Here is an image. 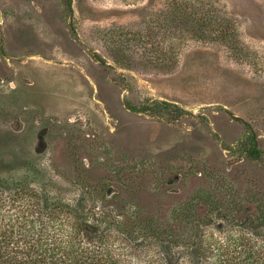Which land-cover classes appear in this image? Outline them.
<instances>
[{
    "label": "rangeland",
    "instance_id": "rangeland-1",
    "mask_svg": "<svg viewBox=\"0 0 264 264\" xmlns=\"http://www.w3.org/2000/svg\"><path fill=\"white\" fill-rule=\"evenodd\" d=\"M165 1L0 0V183L84 209L91 235L118 222L125 264H194L201 233L264 221V0H206L243 52L191 44L170 72L139 64Z\"/></svg>",
    "mask_w": 264,
    "mask_h": 264
},
{
    "label": "trees",
    "instance_id": "trees-1",
    "mask_svg": "<svg viewBox=\"0 0 264 264\" xmlns=\"http://www.w3.org/2000/svg\"><path fill=\"white\" fill-rule=\"evenodd\" d=\"M163 10L153 16L152 31L139 35L142 46L150 44L151 57L139 64L170 72L176 68L182 51L191 44L225 50L230 56L243 52L241 31L233 17L217 10L206 0H166ZM132 34V33H130ZM132 36L135 41V35ZM130 41V40H129ZM157 107L184 112L169 103ZM148 110V109H145ZM249 154L260 158L256 137L250 138ZM0 183V264H125L115 248L132 241V233L115 223L100 222L105 229L91 235L84 228L90 213L84 209L61 206L26 183L7 191ZM95 218V217H93ZM114 227V228H113ZM115 229L116 233L112 232ZM264 221L254 218L231 224L227 240L204 243L203 234L189 247L194 264H264ZM164 234V233H163ZM161 233H152L164 250L178 247L176 240L166 242ZM234 234L237 237L234 238ZM233 236V237H232ZM155 243H153L154 245ZM121 251L120 249H118ZM193 258V257H192Z\"/></svg>",
    "mask_w": 264,
    "mask_h": 264
},
{
    "label": "crops",
    "instance_id": "crops-1",
    "mask_svg": "<svg viewBox=\"0 0 264 264\" xmlns=\"http://www.w3.org/2000/svg\"><path fill=\"white\" fill-rule=\"evenodd\" d=\"M45 62H46V63H42V62L39 63V62H38V63H34V64H35V66L38 67V69L41 68V67H43V66H44L43 64H45V65L47 64V66H54V65H48V64L51 63L49 60H45ZM43 68H44V67H43ZM41 69H42V68H41Z\"/></svg>",
    "mask_w": 264,
    "mask_h": 264
}]
</instances>
